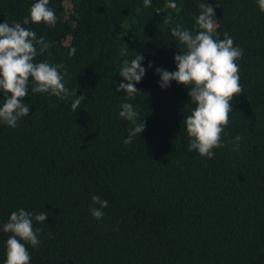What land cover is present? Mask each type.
Returning a JSON list of instances; mask_svg holds the SVG:
<instances>
[{
	"label": "trees",
	"instance_id": "16d2710c",
	"mask_svg": "<svg viewBox=\"0 0 264 264\" xmlns=\"http://www.w3.org/2000/svg\"><path fill=\"white\" fill-rule=\"evenodd\" d=\"M35 2L0 0V23H22ZM170 2L49 0L55 27L26 26L52 44L36 61L63 64L66 87L85 97L73 111L74 98L30 84L29 116L16 128L0 123V224L20 208L49 213L33 221L42 231L28 246L30 264H264V13L257 0ZM200 3L214 6L218 38L227 33L243 50V92L212 159L188 151V89L175 81L162 89L155 72L176 71L174 56L186 49L171 29L198 31ZM137 54L146 73L141 93L126 99L119 72ZM126 102L145 123L130 145L132 126L119 116ZM93 195L108 201L102 220L89 212ZM8 235L0 231V264Z\"/></svg>",
	"mask_w": 264,
	"mask_h": 264
},
{
	"label": "clouds",
	"instance_id": "9594fccd",
	"mask_svg": "<svg viewBox=\"0 0 264 264\" xmlns=\"http://www.w3.org/2000/svg\"><path fill=\"white\" fill-rule=\"evenodd\" d=\"M257 5L264 13V0H257ZM144 6L150 7L151 0H144ZM168 7L178 8L174 0ZM198 7L201 9L195 19L198 31L193 33L179 24L171 29V35L186 49L183 52L179 50L174 56L176 71L157 67L155 72L160 76L158 83L162 89L170 87L171 81L188 89L191 102L195 104L191 114L183 121L189 138L188 151L212 159L215 149L225 147L223 134L231 122L232 101L243 92L237 63L243 56V50L234 45L233 38L227 33L223 39L218 38L214 6L200 3ZM57 19L55 11L49 7V0H37L22 23H0V92L4 101L0 106V123L10 128L18 127V122L29 116L30 105L25 103V98L30 84L33 93H47L60 100L74 98L71 104L73 111L85 99L83 95H76V90L66 87L68 73L63 64H52L47 59L36 61L37 56L50 55L52 44L42 36L38 38L36 32L26 26L43 23L55 27ZM75 51V48L70 49L69 55H74ZM144 59L137 54L119 72L126 83H120L116 91H123L126 99H134L141 93L135 85L145 76ZM152 66L149 62L148 68ZM119 107V116L132 126L124 140L125 145H130L133 138L145 130V123L140 121V114L132 103H122ZM241 140L242 137L237 135L229 141L233 151L239 150ZM91 201L90 214L96 220H102L108 201L97 195H93ZM48 216L46 211L34 215L24 208L11 212L7 222L0 224V231L9 234L4 264H30L28 246L36 248L40 244L39 234L42 231L34 227L33 221L44 223Z\"/></svg>",
	"mask_w": 264,
	"mask_h": 264
}]
</instances>
